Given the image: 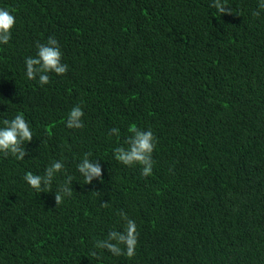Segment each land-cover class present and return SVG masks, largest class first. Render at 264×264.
<instances>
[{"label":"trees","instance_id":"16d2710c","mask_svg":"<svg viewBox=\"0 0 264 264\" xmlns=\"http://www.w3.org/2000/svg\"><path fill=\"white\" fill-rule=\"evenodd\" d=\"M212 3L0 0L15 16L0 127L22 113L33 132L24 160L0 154V264H264V9L226 0L233 15L218 17ZM49 37L68 71L41 86L25 60ZM77 105L84 127L69 129ZM133 125L157 139L148 177L114 156ZM87 153L103 183L84 185ZM54 161L65 171L36 192L25 173ZM68 175L73 195L56 206ZM121 211L139 233L132 258L95 247L124 230Z\"/></svg>","mask_w":264,"mask_h":264},{"label":"clouds","instance_id":"9594fccd","mask_svg":"<svg viewBox=\"0 0 264 264\" xmlns=\"http://www.w3.org/2000/svg\"><path fill=\"white\" fill-rule=\"evenodd\" d=\"M211 7L217 10V16L233 15V11L227 6L226 0H214ZM259 8L264 9V0H260ZM254 16H259L260 11H254ZM15 27V16L7 9L0 8V44L7 45L11 40L12 30ZM37 54L35 57H28L25 60L26 76L29 80H36L38 77L41 86L50 83L51 73L63 76L68 71V65L62 63V52L57 39L49 37L46 43H36ZM84 113L80 105L73 107L67 117L66 126L69 129H81L84 127ZM0 127V154L5 158L9 155L17 160H24L28 154L25 144L33 140V132L22 113H17L11 119L3 121ZM130 135L124 141L125 146L114 149L115 159L127 167L140 166L141 174L144 177L152 175L154 160L153 152L156 148L157 139L151 130L143 131L135 125L129 128ZM111 135L119 136V130L111 129ZM91 153L85 154L80 163L76 165L77 171L84 178V185L92 184L94 179H99L103 183L102 168L98 160H90ZM65 171V164L62 161H54L46 168L43 176L31 172L25 173L24 179L27 184L36 192H47L51 190L53 179ZM73 177L68 175L64 183L55 192V204L60 205L65 197L73 195ZM97 193V192H96ZM104 207L108 203H103ZM124 222V230L109 231L107 237L96 242L95 247L107 250L114 256L126 255L132 258L136 255L139 233L136 222L130 219L123 211L119 213ZM123 246V247H122ZM96 255L95 252L92 253Z\"/></svg>","mask_w":264,"mask_h":264}]
</instances>
